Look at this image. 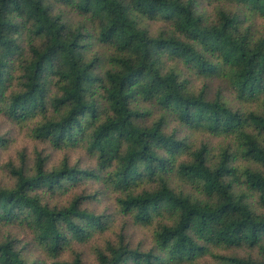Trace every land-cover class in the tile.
<instances>
[{"label":"trees","instance_id":"16d2710c","mask_svg":"<svg viewBox=\"0 0 264 264\" xmlns=\"http://www.w3.org/2000/svg\"><path fill=\"white\" fill-rule=\"evenodd\" d=\"M55 1L96 20L94 35L108 48L101 74L99 57L86 59L93 34L54 13ZM221 1L230 6L210 21L197 0H0V111L16 122L41 115L34 137L57 148L84 143L98 164L94 170L63 162L47 170L38 156L32 173L12 166L14 185H0V222L25 224L50 262L30 261L7 237L0 238V264H89L79 252L61 256L74 241L103 229L102 216L82 206L85 195L63 206L43 198L109 168L106 180L123 194L117 198L121 211L138 223L155 215L171 222L154 231L148 250L124 236L95 247L94 264H181L209 252L220 264H264V34L245 24L253 15L264 17V0ZM155 19L170 28L152 35L143 21ZM24 36L30 55L20 66V87L6 95ZM166 58L199 77L224 79L240 102L256 108L237 110L219 95L193 91L179 66L166 70ZM142 101L159 107L161 117L140 120ZM166 114L191 128L235 137L242 155L259 167L240 168L226 149L193 148L167 134ZM181 153L188 159L177 162ZM173 176L193 192L176 187ZM141 183L151 185L136 190ZM241 185L255 194V203ZM213 246L256 247L258 256L212 253Z\"/></svg>","mask_w":264,"mask_h":264},{"label":"rangeland","instance_id":"374dc122","mask_svg":"<svg viewBox=\"0 0 264 264\" xmlns=\"http://www.w3.org/2000/svg\"><path fill=\"white\" fill-rule=\"evenodd\" d=\"M198 7L203 12L208 20L217 18V13L222 8L230 6L221 0H197ZM233 9V8H232ZM52 10L54 13H61L68 23L74 27H82L83 31L93 34L89 36V46L86 49V59L90 60L95 56L99 60L95 62L96 72L101 74L105 66V56L108 48L94 35L96 29V20L86 14L80 13L73 7L61 3L53 2ZM245 24H252L253 28L258 34H264V17L256 14L250 17ZM143 25L148 28L152 35H157L161 31H165L170 26L162 19L144 20ZM246 25V26H247ZM91 42V43H90ZM21 46L23 53L16 59V66L13 69V78L6 82V95L17 90L19 76L21 74V63L24 58L30 55V48L25 39L21 38ZM102 61L100 64H98ZM166 70L169 68L179 69L183 73V78L189 81V87L195 92L204 91L208 98L222 97L228 102L229 106L237 110L248 108H256V104L248 102H240L233 94L228 83L220 77H199L193 70H190L176 59H165ZM176 67V68H175ZM12 72V71H11ZM56 88L50 85L49 92L54 93ZM95 96L98 97L99 102L103 104L102 90L97 89ZM103 110V108H101ZM138 109L144 111L145 114L140 116V120L145 123H152L159 119L162 110L154 103L142 101L138 103ZM49 115L52 113L49 110ZM167 122L164 125V130L167 134L175 135L177 138L185 140L193 148H198L203 144L208 145L215 153H219L220 149H226L232 155H235L233 164L240 168L245 166H253L258 168L259 165L252 163L241 153L242 148L238 140L233 136L219 135L212 131L203 128H191L179 122L174 116L168 115ZM42 116L38 115L34 118L25 120L23 122L12 121L6 113L0 111V185L11 187L14 185L15 178L11 171L13 167H22L27 172L32 173L38 156L45 159V169L51 170L59 167L66 162L69 166L79 167L81 169H98L97 157L93 155L84 143L79 145H66L61 148L53 146L48 140L38 139L33 136L32 129L37 125L38 121L42 120ZM188 159L187 154L181 153L177 155V162L179 160ZM101 170L99 178L89 177L82 182L70 185L69 188L63 189L53 196L46 195L44 201L59 206L68 205L75 195L88 196L83 199L82 206L88 210L95 212L102 216L105 222V227L98 231H94L87 237L85 241H74L71 246L66 248L62 254V258L71 259L75 252L81 253L83 259L89 263L94 264L95 247H103L107 242H114L122 236L132 246L148 250L153 246V234L161 223H170L166 216L155 215L147 224L138 223L134 215L131 213H124L118 207L117 198L123 194L118 190L111 188L109 180L110 170ZM172 183L176 186H183L185 190L192 191V185L184 183L176 176L172 177ZM150 184L141 183L136 187V190L141 191L144 187H149ZM155 186V183H152ZM240 190H246L250 195V200L255 203V194L249 191L244 185L240 186ZM12 238L17 242L23 254L30 261L37 260L41 263L50 262L48 255L42 250L40 244L35 239L31 231L20 221L14 222H0V238ZM212 253L217 254H237L241 256L251 255L258 256V249L256 247L241 246L238 248H223L213 246L210 248ZM160 264H179V263H160ZM181 264H220L212 256V254L205 253L199 256L193 262H183Z\"/></svg>","mask_w":264,"mask_h":264}]
</instances>
